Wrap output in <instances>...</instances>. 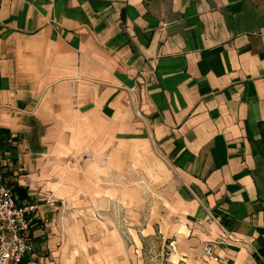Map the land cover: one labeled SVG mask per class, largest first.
Masks as SVG:
<instances>
[{
	"label": "crops",
	"instance_id": "0c3cea01",
	"mask_svg": "<svg viewBox=\"0 0 264 264\" xmlns=\"http://www.w3.org/2000/svg\"><path fill=\"white\" fill-rule=\"evenodd\" d=\"M0 132L35 256H65L62 211L155 148L207 264H264V0H0Z\"/></svg>",
	"mask_w": 264,
	"mask_h": 264
},
{
	"label": "rangeland",
	"instance_id": "374dc122",
	"mask_svg": "<svg viewBox=\"0 0 264 264\" xmlns=\"http://www.w3.org/2000/svg\"><path fill=\"white\" fill-rule=\"evenodd\" d=\"M134 165L124 168L121 177L106 178L105 201L62 211L65 256L52 258L42 251L32 263L53 259L51 264H207L194 242L178 230L177 174L155 148L153 161Z\"/></svg>",
	"mask_w": 264,
	"mask_h": 264
},
{
	"label": "built area",
	"instance_id": "2783aa9c",
	"mask_svg": "<svg viewBox=\"0 0 264 264\" xmlns=\"http://www.w3.org/2000/svg\"><path fill=\"white\" fill-rule=\"evenodd\" d=\"M38 211L37 203L21 201L11 186L0 184V264L32 262L39 248L35 236ZM205 254L220 260L214 255L211 242L206 245Z\"/></svg>",
	"mask_w": 264,
	"mask_h": 264
},
{
	"label": "trees",
	"instance_id": "16d2710c",
	"mask_svg": "<svg viewBox=\"0 0 264 264\" xmlns=\"http://www.w3.org/2000/svg\"><path fill=\"white\" fill-rule=\"evenodd\" d=\"M15 141H17V138H13V136L10 134H3L0 132V152L3 153L8 150V148H10ZM8 185L13 188L21 201L27 200L28 197L25 189L21 188L20 186L11 184ZM23 264H28V260H25Z\"/></svg>",
	"mask_w": 264,
	"mask_h": 264
}]
</instances>
